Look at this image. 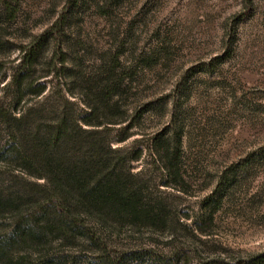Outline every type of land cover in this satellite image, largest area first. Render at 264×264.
<instances>
[{"label":"rangeland","instance_id":"rangeland-1","mask_svg":"<svg viewBox=\"0 0 264 264\" xmlns=\"http://www.w3.org/2000/svg\"><path fill=\"white\" fill-rule=\"evenodd\" d=\"M106 1L87 0L80 9L78 24L73 28L76 34L70 38L77 45L76 51L82 52V45L89 46L87 66L95 59L97 63L98 57L110 49L122 50V58L130 66L139 57L135 84L141 95L128 99L130 107L168 96L163 117L146 113L141 127L135 129L139 134L114 145L131 150L146 145L152 132L169 123L174 101L181 99L187 192L161 188L170 194L179 217L193 227L204 210L205 197L215 191V197L221 199L214 221L200 223L205 233L195 238L183 229H178L172 240L168 232L125 228L117 240L119 249L137 254L128 264H198L212 256L236 260L263 253L264 0H116L105 14L101 7ZM48 3L23 0L26 14L31 16L29 35L42 33L53 20L52 9L57 7L60 12L65 6V0ZM19 55L16 51L8 59L9 70L7 77L4 74L1 78L0 96L14 72L12 67L19 63ZM60 57L58 51L57 67L52 66L51 75L42 79L48 83L49 93L68 87L56 70L61 67ZM45 71L47 68L41 66L36 76ZM184 88L188 91L181 95ZM66 96L76 110L84 106L80 97ZM36 99L28 96L26 101L35 103ZM119 129L112 130L111 137ZM5 143L3 139L1 145ZM151 160L145 151L141 160L132 162L133 170H144L154 183L162 181V171L151 165ZM0 163V185L6 192L17 194L29 182H43L24 175L14 159ZM234 173L231 186L223 183L218 187L222 178ZM18 212L9 210L0 215V234L12 232ZM45 242L37 246L31 243L32 247L17 244L10 257L26 254L27 262L40 264L39 258L44 255L85 249L79 241L61 245L54 235L47 236ZM79 264H85L84 260Z\"/></svg>","mask_w":264,"mask_h":264},{"label":"trees","instance_id":"trees-1","mask_svg":"<svg viewBox=\"0 0 264 264\" xmlns=\"http://www.w3.org/2000/svg\"><path fill=\"white\" fill-rule=\"evenodd\" d=\"M48 1L53 5V0ZM115 1L101 7L105 14ZM86 2L65 0L60 12L52 9L53 20L42 33L29 35L31 16L23 0H0V81L4 74L7 77L10 56L20 54L0 96V162L14 159L24 175L43 180L25 184V190L17 194L0 185V215L19 211L12 232L0 234V264H32L26 254L11 258L14 246H37L53 235L61 245L79 241L85 249L44 255L40 264H79L82 259L85 264H128L137 254L119 249L117 240L125 228L168 232L172 240L183 229L195 238L205 233L199 224L212 223L220 208L221 199L214 191L202 201L204 210L195 227L190 226L161 188L187 192L181 99L174 101L169 123L152 132L146 145L132 150L114 145L139 134L135 129L141 127L146 113L163 117L168 96L130 107L128 99L141 95L135 84L140 60L136 57L127 65L120 49H110L97 63L95 59L93 65H86L89 46L76 51L70 39ZM58 51L61 67L56 70L68 87L49 93L42 79L51 75L52 66L57 67ZM41 66L47 71L37 77ZM187 91L180 90L181 95ZM67 94L80 97L84 104L80 111ZM28 96L37 98L35 103L26 101ZM115 128L120 129L111 137ZM3 139L6 143L1 145ZM145 151L150 164L162 171V181L154 183L144 170H133L132 162L141 160ZM235 177V173L225 176L218 187L231 186ZM179 250L185 254L184 248ZM198 264H264V252L236 260L212 256Z\"/></svg>","mask_w":264,"mask_h":264}]
</instances>
